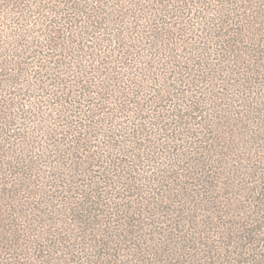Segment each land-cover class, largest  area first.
I'll return each mask as SVG.
<instances>
[{
  "label": "trees",
  "instance_id": "obj_1",
  "mask_svg": "<svg viewBox=\"0 0 264 264\" xmlns=\"http://www.w3.org/2000/svg\"><path fill=\"white\" fill-rule=\"evenodd\" d=\"M44 6L73 82L0 35V264H264V0Z\"/></svg>",
  "mask_w": 264,
  "mask_h": 264
},
{
  "label": "rangeland",
  "instance_id": "obj_2",
  "mask_svg": "<svg viewBox=\"0 0 264 264\" xmlns=\"http://www.w3.org/2000/svg\"><path fill=\"white\" fill-rule=\"evenodd\" d=\"M52 1V0H51ZM44 3H45V0H37V4L39 5V8L36 9L37 12L35 14L32 13V17L29 16V14H27L28 18H33V22H28L27 24L24 23V18L26 17L24 11H22L23 9V6L22 4H19L17 2L15 3H6V2H2L0 1V35L1 36H5L6 35V38L7 39H3L2 42L4 41L5 42V45L6 47L9 46L12 47V43H19L20 47L22 49V42H24V40H27V37L25 34H32L31 37H28L29 39V44L28 43H25V46L24 48H28L30 47L28 50H27V61L28 62H31L29 63L30 64V68L28 69V72L26 74V78H24L25 80L27 79L28 81H26L25 84H36L37 82H44L45 84H52V83H55L56 86H61L62 84H66L67 86H70V83L73 82V77H72V72H71V69L70 68H67L66 66L63 67V72H62V78L63 81L61 83L59 82H54V79L52 78V76H54L56 74V70L55 69H50L48 68L49 66H47V63L46 65L44 66H41L40 63L36 64V61H33V57H30L32 56L34 53H36L37 51H41V47L40 46H36V45H33L31 43V41L34 40L33 36H36V34H39V31H41V29H44V31H48V26H49V22H50V19L52 17H48V19L44 20V18H34L35 16H39L38 14H42V12L44 11L43 9L45 8L44 6ZM43 15H40V17H42ZM30 19V20H31ZM23 23L24 25L26 24L27 26H23ZM30 28V31H28V29ZM45 34V33H44ZM47 34V33H46ZM10 35V38L9 36ZM48 36V34H47ZM21 40H23L21 42ZM43 40L40 39V42ZM44 44L46 43V41L44 40L43 42ZM48 46L50 47V42L48 41ZM43 48L45 49L44 50V53L43 54H47V52L50 50V48ZM37 48V51H35ZM43 56V55H42ZM36 69H34V67ZM51 66V65H50ZM24 80V81H25ZM65 82V83H63ZM55 85H51V87L48 88V86L46 87V90L48 92H54V91H61L63 88H58L56 89V87H54ZM25 89H27L28 87L25 85ZM55 88V89H54ZM45 90V89H44ZM43 90V91H44ZM46 90L44 92H46ZM43 91H40V90H36V91H30V93H26V94H23L24 97L28 100H33L36 96H39L38 93H41ZM36 93V95H35ZM20 95V94H19ZM54 97V96H53ZM40 99L41 96H39Z\"/></svg>",
  "mask_w": 264,
  "mask_h": 264
}]
</instances>
